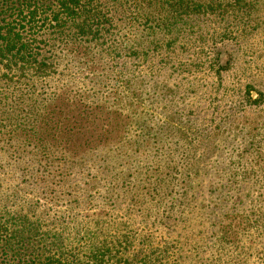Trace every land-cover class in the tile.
Listing matches in <instances>:
<instances>
[{"label":"rangeland","instance_id":"374dc122","mask_svg":"<svg viewBox=\"0 0 264 264\" xmlns=\"http://www.w3.org/2000/svg\"><path fill=\"white\" fill-rule=\"evenodd\" d=\"M254 3L170 34L117 17L82 42L86 55L56 48L48 77L0 64V139L12 140H0V217L59 230L23 144L44 125L47 148L79 159L62 198L72 245L109 249L110 264H264V0Z\"/></svg>","mask_w":264,"mask_h":264},{"label":"trees","instance_id":"16d2710c","mask_svg":"<svg viewBox=\"0 0 264 264\" xmlns=\"http://www.w3.org/2000/svg\"><path fill=\"white\" fill-rule=\"evenodd\" d=\"M254 1L0 0V64L8 72L14 70L21 76L27 72L32 77H48L55 71L53 64L48 62L54 58L56 48L67 50L69 54L79 48L86 55L87 47L82 42L101 37L99 34L106 26L115 24L117 17H123L125 24H131L141 33L170 34L194 17L252 10ZM52 102L55 101L52 99ZM48 139L44 125H41L34 128L23 144L30 148L32 155L33 169L29 176L34 180L38 175L48 185L44 192L47 191L45 194L51 198L50 204L61 220L59 230L54 227L44 231L41 218L1 216L0 264H110V258L116 259V255L112 256L109 249L91 246L85 252L82 249L87 245L84 239L72 245L75 238L70 239V234L65 236L62 233L68 227L63 220L76 218L71 213V206L62 210V198L63 195L70 196L63 193V187L64 191L71 187L72 169L78 165L79 159L78 155H71L66 150L57 153L56 149L47 148ZM11 141V137L3 140L2 149ZM24 183L32 185L29 181ZM45 212V227L54 226L57 220ZM76 232L80 234L78 230Z\"/></svg>","mask_w":264,"mask_h":264}]
</instances>
